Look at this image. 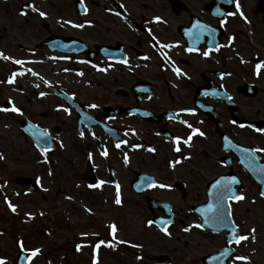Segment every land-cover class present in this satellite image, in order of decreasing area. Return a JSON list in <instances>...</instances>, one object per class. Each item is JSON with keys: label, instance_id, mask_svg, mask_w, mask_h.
<instances>
[{"label": "flooded vegetation", "instance_id": "flooded-vegetation-1", "mask_svg": "<svg viewBox=\"0 0 264 264\" xmlns=\"http://www.w3.org/2000/svg\"><path fill=\"white\" fill-rule=\"evenodd\" d=\"M77 3L81 12L75 10ZM72 6L77 16H87L90 37L99 40L87 48L88 54H76L90 67L91 86L100 90L99 96L83 103L72 88L52 90L70 109L73 135L84 146L74 149L71 159L59 154L66 158L62 162L74 185L83 187L81 196L93 199L90 208L97 207L94 198L115 205L118 184L121 204L115 207L121 227L137 216L140 229L157 233L155 240L165 235L158 220L170 221L166 228L171 234L190 227L188 215L201 225L196 210L214 203L213 184L235 177L233 193L244 199L224 202L227 226H218L221 232L198 228L221 234L223 240L204 256L225 250L226 264H255L253 247L243 241L226 243L228 234H236L233 224L244 235L256 228L252 216L257 209H264V173L248 162L250 156L264 165V67L255 73L256 64L264 63V0H72ZM70 102L81 107L83 121ZM181 121L205 135H194L190 147L183 144L192 129ZM176 137L181 138L179 152L174 150ZM145 177L156 186L149 187ZM100 180L105 183L99 188L89 187ZM194 183L202 186L199 192ZM135 236L136 241H128ZM125 239L137 247L109 240L113 246L99 247V255L106 253L111 264H160L148 233ZM82 247L93 258L94 246ZM4 252L0 248V259Z\"/></svg>", "mask_w": 264, "mask_h": 264}, {"label": "rangeland", "instance_id": "rangeland-1", "mask_svg": "<svg viewBox=\"0 0 264 264\" xmlns=\"http://www.w3.org/2000/svg\"><path fill=\"white\" fill-rule=\"evenodd\" d=\"M28 4L38 11L27 7ZM21 11L26 14L21 15ZM39 11L46 16L41 17ZM46 26L49 33L45 31ZM66 29L69 32H65ZM51 34L78 38L89 48L99 41L90 37L87 16L74 13L72 0H0V52L11 58L0 60V107L10 108L11 99L22 113L0 111V156H3L0 159V248L5 251L2 259L6 264H15L22 242L23 250L30 253L40 249L30 264H93L94 258L96 264H111L103 251L101 255L97 251L98 257H86L82 246H96L104 241L100 246L108 247L112 241L133 248L125 242L127 234L148 233L157 253L165 255L171 264H202L201 258L222 246L223 240L221 234L199 230L194 216L188 215V231L180 228L170 235L160 234L154 240L157 233L140 229L137 216H133L132 221L127 218L128 222L121 227L119 207H115L119 205L115 202V205L103 204L94 198L97 207L90 208L87 203L93 199L81 196L83 187L74 185L68 165L62 162L66 158L62 159L59 154L64 153L71 159L73 150L84 146L73 135L74 116L68 108L64 111L65 107L52 95L51 89L72 88L83 103L99 96L100 90L91 86L90 69L74 66L82 57L50 55L46 48L38 47ZM14 60L24 62L20 65L27 67V76L17 75L14 83L9 84L7 80L12 73L22 72ZM38 76L44 77L51 86L41 83ZM41 92L45 95L40 96ZM21 120L46 130L54 139L55 149L40 152L22 131ZM10 134L17 144L8 145ZM183 169L190 172L189 167ZM20 176L36 177L40 182L39 191L28 194L17 186L14 180ZM193 188L194 192H199L202 186L194 183ZM5 198L16 207L15 212L8 207ZM257 211L258 215L252 216L255 232L245 231L244 235L250 238L243 243L255 249L256 255L252 257L255 264H264V209ZM111 225L116 226L114 235ZM252 235L255 240L251 239ZM136 240L135 236L128 241ZM77 245L81 248L74 253ZM121 256L127 259L126 255Z\"/></svg>", "mask_w": 264, "mask_h": 264}, {"label": "snow or ice", "instance_id": "snow-or-ice-1", "mask_svg": "<svg viewBox=\"0 0 264 264\" xmlns=\"http://www.w3.org/2000/svg\"><path fill=\"white\" fill-rule=\"evenodd\" d=\"M81 3H83V0H81ZM27 7L31 8L33 11H38V9H36L34 7V5L32 4H28ZM121 7H123V5H121ZM237 10L239 11V4H237ZM21 15H25L26 13L21 11L20 13ZM117 15H119V13H116ZM39 15L41 17H44L46 16V13L43 12V11H39ZM155 20H160L159 17H156ZM76 27H83V25H74ZM129 27H131V25H129ZM199 36V33L197 34V37ZM162 47L164 48H167L169 47V45L165 44V45H162ZM188 51H193V49H188ZM203 55L205 57H207L209 55V52L208 51H205L203 52ZM147 58V57H145ZM0 59H4V60H9L11 59L10 57L4 55L2 52H0ZM126 62V61H125ZM14 63L20 65V64H23L24 62L21 61V60H14ZM264 67V63H258L256 64L255 66V73L257 75L260 74L261 72V68ZM101 71H103L104 69H100ZM178 74L180 73V70L179 69H174ZM29 71H31L29 69ZM24 73L23 72H20V73H12V75L8 78L7 80V83L9 84H12L14 83V80H15V77L17 75H23ZM33 75H36V73H32ZM45 93L41 92L40 93V96H44ZM231 99V98H229ZM8 103L10 105H12L10 108H7V107H0V111H3V112H8V111H11V112H15V113H21V110L15 106V104L12 102L11 99H9ZM93 107H95V105H93ZM65 112L68 111V109H64ZM22 114V113H21ZM171 118V117H170ZM182 123H185L189 128L192 129L191 131V134L188 135V137L186 139H183V144L185 145H188L189 147L191 146V141H192V138L194 135H199V136H204V132L200 131L199 129H195V128H192V126L190 124H187L186 121H181ZM34 127V126H33ZM261 131H264V130H261ZM33 135L37 137V139H43L45 143H47V140H48V133L47 131H42L40 133H36V132H33ZM80 135L82 136L83 133H80ZM174 144L176 145V147L174 148L175 151L179 152L180 151V147H179V144L181 143V138L180 137H176L174 139ZM121 143H125L124 141H121ZM228 146V145H226ZM116 147L119 148L120 147V143H117L116 144ZM133 147H140L139 145H134ZM47 149H45L46 151ZM149 151H154V149H148ZM245 153L248 152L247 149H244L243 150ZM102 155L104 156H107V151H104L102 153ZM91 154H89V159L91 160ZM189 157H185V159H188ZM0 159H3V156H0ZM128 156L127 154H125L124 156V162L127 163L128 162ZM249 166L253 167V170H259L260 172L264 173V165H257L255 163V160L254 158H251L249 156ZM176 164L180 163V160H176L175 161ZM51 174V173H49ZM145 182H147L149 184V187H153V186H156L154 185L153 183H151V181L149 180V178L145 177ZM105 183V181L103 180H100L98 181L96 184H90L89 187L90 188H99L101 185H103ZM238 181L235 177H231V178H222L220 180H217L215 182V184H213V192L211 193V195L214 197V203H209L207 205V207L205 209L202 210V212L204 213V223L205 224H209L211 223L213 227H217V226H221V227H226L227 225L225 224V211H224V202L226 200H234V201H241L244 199V196L241 194V195H237V194H234L233 193V185L234 184H237ZM159 187H166L165 185L161 184L159 185ZM116 189H117V192H116V198H115V203L116 204H121V197H120V192H119V185L117 184L116 185ZM261 196H264V192H261ZM6 199V203L7 202V198ZM8 207L13 211L15 212L16 211V207L14 205H12L11 203H8ZM208 214H211V215H208ZM227 216L230 218L231 217V211L229 209V211L227 212ZM161 223L167 225L168 223H170V221H162ZM148 224L149 225H152L153 224V221L149 220L148 221ZM111 230H112V233L113 235L115 234L116 232V226L115 225H111ZM196 227H201V225L197 224ZM189 229L188 228H185L184 231H188ZM161 231H164L165 235H170V233L167 231V228L166 227H163L161 228ZM232 231L233 233H236L234 236H233V242L235 244H240L242 241H246L248 240L250 237L248 235H239L236 231V226L233 224L232 225ZM250 232L254 233L255 232V229H251ZM251 239L255 240V236L252 235L251 236ZM104 243V241H100V244ZM100 244H97L96 247L99 248ZM109 247H112L113 245L109 244L108 245ZM133 247H137V245H132ZM20 247L21 249H23V244L21 242L20 244ZM81 248V245H77V250L79 251ZM40 252V249H35V250H32L31 253H30V256L28 257V259H31L32 257H35L36 255H38V253ZM138 259L140 257H137ZM235 259L237 260H247V257H236ZM0 264H6L5 260L3 259H0ZM93 264H96V260L94 258L93 260Z\"/></svg>", "mask_w": 264, "mask_h": 264}, {"label": "water", "instance_id": "water-1", "mask_svg": "<svg viewBox=\"0 0 264 264\" xmlns=\"http://www.w3.org/2000/svg\"><path fill=\"white\" fill-rule=\"evenodd\" d=\"M45 44H48L51 48H56V49H59L62 51H68V52H78L83 49V46L74 39L61 40V39L55 38L53 40H49L45 42ZM21 126L23 130L31 137V139L34 141V143L40 150L45 151V149H47L46 151H49L53 149L54 145H53L52 140L49 137H48L47 143H45L43 139H37V137L33 135V132H36L38 134L42 132L41 130L37 129L36 127H33V125L28 124L27 122H22ZM16 182L18 185L28 188L32 192L36 191L37 185L35 184V182L27 178L19 177L16 179ZM196 212L203 218V223H204V213L200 210H196ZM205 225L217 231H220L222 229V228H218V226L213 227L211 223L205 224ZM230 240L231 238H229V241ZM29 256H30L29 253L20 251L19 256L17 258V264H29V261H30V259H28ZM227 257H228L227 253H224L223 251L220 253L212 254L204 258L203 263L204 264H225Z\"/></svg>", "mask_w": 264, "mask_h": 264}, {"label": "bare ground", "instance_id": "bare-ground-1", "mask_svg": "<svg viewBox=\"0 0 264 264\" xmlns=\"http://www.w3.org/2000/svg\"><path fill=\"white\" fill-rule=\"evenodd\" d=\"M45 31H46V32H49L47 26L45 27ZM65 32H69V30L66 29ZM48 53H49L50 55L58 54V55H60V56H71V54L61 53V52H51V51H49ZM72 56H73V55H72ZM0 60H2V59H0ZM65 62H67V61L65 60ZM79 63H82V62H79ZM85 65H86V64L83 63V64H82V67L87 68ZM77 66H81V65H79V64L77 63ZM20 67L22 68V72L24 73L22 76H27V67H26L25 65H20ZM38 80H39L41 83H44V84L46 83L44 77H42V76H38ZM50 85H51V84H50ZM10 137H11V140L9 141L8 145L17 144V141L12 140L13 135L10 134Z\"/></svg>", "mask_w": 264, "mask_h": 264}]
</instances>
